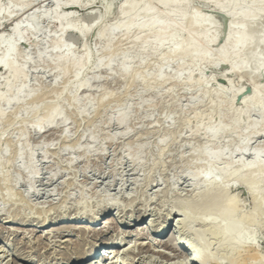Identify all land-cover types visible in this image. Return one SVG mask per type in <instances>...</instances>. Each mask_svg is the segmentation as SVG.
Instances as JSON below:
<instances>
[{
  "label": "rangeland",
  "instance_id": "1",
  "mask_svg": "<svg viewBox=\"0 0 264 264\" xmlns=\"http://www.w3.org/2000/svg\"><path fill=\"white\" fill-rule=\"evenodd\" d=\"M24 1L32 2L24 11L39 8L30 13L36 17H24L21 39L9 56L20 72L12 78L0 68L1 263L24 264L17 255L22 252H29L32 264L59 257L54 250L76 257L94 244L91 233L85 238L76 229L92 218L111 216L121 218L126 227L130 224L128 230L146 222L154 230L180 232L201 256L213 254L218 262L226 256L224 264L230 257H244L243 246L264 255V172L241 168L252 161L254 149L261 151L258 165L264 166V116L259 114L264 80L255 75L254 66L255 58L264 54V47L254 45L255 36L264 41V19L257 17L250 25L252 43L246 41L241 51L232 50L221 60L217 49L224 47L223 39L194 40L193 49L168 55L174 40L182 41L194 31L176 13H164L149 0H79L62 7L54 0H0V12H15ZM248 2L241 0V5ZM130 4L149 5L156 19L171 25L168 32L174 40L154 49V32L136 27L144 21L141 14L132 22V17L122 19V10ZM188 12L205 18L216 14L197 0H189ZM232 13L230 6L223 12L231 32L239 26ZM59 14L66 15L63 25L55 21ZM12 15L16 19L21 13ZM12 20L1 21L2 29ZM70 23V34L61 33L59 28ZM120 23L123 28L105 33ZM84 26L88 30L79 35ZM3 38L0 58L13 36L6 33ZM231 38L225 43L230 50L235 36ZM194 50H207V58L193 59ZM61 55L68 60L63 62ZM74 61L82 66L77 77ZM241 63L246 70L231 69ZM54 107L59 115L48 125L43 120ZM120 116L125 121L118 125ZM38 123L41 130L36 133ZM219 126L224 133L211 139L207 131ZM205 150L223 154L207 165L201 157ZM206 169L212 173L210 185L192 178ZM227 221L233 230L238 227L247 234L241 231L243 246L223 241L220 232ZM71 224L72 231L61 229ZM111 236H116L113 230L104 234L105 239ZM65 240L80 243V249L75 251ZM158 240L172 245L167 235ZM126 241L134 255L126 252L118 264H132L138 253V237ZM40 242L51 246L49 253ZM65 246L70 250H63ZM160 249L177 255L173 246L171 251ZM152 257L153 263L143 264L166 262Z\"/></svg>",
  "mask_w": 264,
  "mask_h": 264
},
{
  "label": "bare ground",
  "instance_id": "2",
  "mask_svg": "<svg viewBox=\"0 0 264 264\" xmlns=\"http://www.w3.org/2000/svg\"><path fill=\"white\" fill-rule=\"evenodd\" d=\"M78 1L79 0H54V2H56L59 7H62V6L68 5V4H76ZM197 1L205 3V4L209 5L211 8H213V11H215V13H216L215 16H212V17L207 16V18H205L203 16L198 15L197 13L190 14L188 12L189 0H149L150 3L154 4L157 8H159L164 13L167 11H172V12L176 13V16L179 17L180 21H182V22L186 21L188 26L193 29L194 33L193 34L189 33L188 35H186V37H184V40H182V41H179L180 39L178 41L174 40V35H172L168 32V30L171 28V25L167 21H159L158 19H156L154 11L149 5H138V4L133 5V4H130L122 10L121 16H122V19L132 17L131 18V22H132L135 19L133 17H136L137 14H141L144 17V21L139 23L138 25H136V27L139 30L140 29L141 30H150V31L154 32V34H155L154 43H153L154 49H157L159 46L164 44L165 41L173 39L174 45L169 50V52L167 53L168 55L176 54L177 52L184 53V52H187L189 49H193L192 46H193L194 40H198L200 42H205V41L214 42L218 39H223L224 47L218 48L217 50H218L219 57H220L219 59L224 60L225 59L224 56L227 53L230 54V51H232V50L233 51L234 50L235 51H241L243 49V46L246 44V41H251V43L253 42L252 41L253 37L251 36V34H253L254 32H252L250 34L248 29H249L250 25H253L252 23L254 22V20L257 17H261L264 19V1L263 0H249L247 6H245V7L241 5V0H197ZM31 3L32 2H27V1L25 2L24 1V3L21 4L19 9L15 12L13 11L12 13L6 14L5 11L0 12V22L3 20L4 21H10L13 19L11 21V23L10 24L8 23V25L6 27H4L3 29L1 27L3 25V23L0 24V29H1L0 33L3 32L5 29H7V31L2 33V38H0V43H1V41H4V39L6 38V37L3 38V34L6 35V33H8V36H13V38H12L13 41H12V39L8 40V42L6 44L7 45L6 54L2 58H0V68L7 69L12 78H15L20 72V69L16 66H13V64L10 62V59H9L10 53L13 51V48H14V43L16 41H19L21 39V36H22L20 24L23 23L24 17L25 18H33V17L37 16L36 14H33V13L30 14V13L32 12V10H36L39 7L36 9L24 11L26 8H28V6ZM229 6H230V10L233 11V13L231 14L233 16H231V17H237L239 19V22L237 23L239 26L238 27L236 26L237 29H233L234 30L233 32H231V24H230L227 16L225 14H223L224 10L226 8H228ZM187 12L189 14H187ZM13 13H15V16H17V15L19 16L20 13H21V15L18 18L15 17L16 19H14L13 15H12ZM55 21H56V23L63 25L64 22L66 21V15L59 14L56 17ZM131 26H133V24ZM73 27L74 26H72L70 23V24H66V26H64V27H60L61 29L59 28V30L61 33L65 34L67 32H70L73 29ZM123 27H124V25L122 23H120V24L116 25L113 29L106 30L105 33L107 32L106 34H110V33H113L115 30H119ZM128 29H129V27L127 28V30ZM87 30H88V27H85V26L80 28L79 29V35L84 34ZM250 30H252V27ZM255 30H254L255 33H257V29H255ZM260 30H258V32ZM67 34H70V33H67ZM234 36H235V40L230 45L231 50L228 48H225V43H227L230 39H232L231 37H234ZM210 38H211V40H210ZM259 38H260V36L258 37V39ZM254 43H255L254 45L257 44V46L261 45L262 47H264L263 39L261 40V38H260V40L256 41V36H255ZM70 47H72V46H70ZM251 52H253V51H251ZM207 55H208L207 50H194V52L192 53V58L195 60H203V59L207 58ZM60 59H62L63 62H66L68 60V58L65 57L64 55H61ZM84 59H85V61H87L89 59L88 53L84 56ZM72 66L76 69L77 72L78 71L80 72L81 71L80 69H82V66L79 65L77 63V61L72 62ZM254 66H255V75H259V77L261 76L262 79L264 80V54L259 58L258 57L255 58ZM235 68H237L239 70H246L247 66L244 65L243 63H241V64H235L234 66L231 67V69H235ZM122 70L124 72L126 71L125 68H122ZM79 72L75 73L76 77L79 75ZM7 88L8 89L10 88L9 84H7ZM17 92L19 93L20 90H18ZM1 99H2V97L0 96V100ZM9 102L10 101H6L7 104ZM255 105H258L257 99L255 100L254 106ZM259 107H260V111H259L260 113L258 111L257 112L260 115L264 116V104L260 105ZM258 110H259V108H258ZM58 115H59V111L56 107H54L45 115L43 121H44V123L51 125L53 123L54 119ZM260 118H263V117H260ZM124 121H125L124 116H120L117 120V124L121 125V124H123ZM39 124L40 123H38L36 125V127L34 128V132H36V133L40 132V130H41V127L39 126ZM254 126H256V125L253 124L252 127H254ZM222 133H224V127H222V126H219L215 129H209L207 131V134L211 139L217 138ZM245 146L246 145H244L243 148ZM222 154H223V150H214V151L205 150V151L201 152V157L207 162V165H210V164L212 165L215 161H217L221 158ZM260 154H261V151L259 149H254L253 153H252V161L247 165L241 166L242 170L245 169V171H247V170L250 171L254 167H257V168H260L261 170H263L262 172H264V166L261 167L258 165ZM222 171H225V169H223ZM211 174H212L211 171L206 169L203 172V174L194 173L192 175V178L193 179L200 178L204 181L205 184L210 185L211 184V181H210ZM248 181H252V179H249ZM251 193H253L252 195H254V192H251ZM210 204L211 203H209L208 205H210ZM229 206L231 209L232 204L228 205V207ZM49 210H51V209H49ZM231 210H233V207ZM42 213H43V211H42ZM49 213H50V211H49ZM15 215H17V214H15ZM228 215H229V213H228ZM228 215L226 214V216H228ZM230 215H232V214H230ZM38 216L39 215H37V217ZM44 216H45V214H44ZM226 216H225V218H226ZM9 217H11V216H9ZM230 218H232V217H230ZM230 218H228V219H230ZM120 219L121 218L118 219V218H114L112 216L107 218L106 220L103 219L102 221L99 220L98 218H92L88 222H86L85 225L81 224V226L83 225L84 227H80V228L78 227L77 229L76 228L75 229L78 232L83 233L84 234L83 237H85V238H87L88 234H90V233L92 234L91 238H94V244L92 245V247L85 252L78 253V255L76 257L69 256L68 254L63 253V252H59V251L56 252V250H54L53 254L55 253V255L59 256V257H53L51 255L52 257H50V260H52V261H49V263H47V264H106V262L108 263L109 260L113 261L110 264H118L119 260L122 257H124V254L126 252H128L129 255L130 254L134 255L131 252L132 248H130L129 242L126 241L128 238H132V237H134V238L138 237V240H139L138 242L135 243V246L137 248L136 250L138 251V253H137V255H135V258L133 259L132 264H143V262L146 260H149V262H150V260L153 258L152 257L153 255L158 256L159 258L166 261L165 264H167V263H170V264H222L223 261L225 262L224 259L226 258V256L223 259V261H221L222 259L221 260L219 259V261L221 263L216 261V259H213V258H215V257H212L213 254H205V255L201 256L202 253L199 250L197 251V249L195 248L196 247L195 245L193 247V245H191V244L189 245L186 242H184L183 241L184 239H182V237L181 238L179 237L178 234L180 232L177 233L175 231L166 232V230H156V229L154 230L151 228L152 226L150 224L146 225V222L143 225L142 224L141 225L136 224L133 227L135 230H132V229L128 230V228H130L128 225H130V224H127V227H126V226H124L126 224H122ZM44 220H45V218H44ZM43 223L39 226L40 229L45 227ZM76 225H78V224H74L73 226L77 227ZM79 225H80V223H79ZM232 225H234V224L232 223ZM231 226L229 225V223L227 221L225 227H223L224 230L223 229L221 230L220 234L221 233L223 234L221 237L224 236L223 241H224V238L226 239V242H227V239H230L229 241L231 244L236 243V245L237 244L242 245L243 243H241V241H244L243 238H245L244 236L247 237V234H245L241 230L245 234L244 235L240 231V229L238 230V227L236 228L235 226H234L235 228L233 230V228H231ZM59 228H61V227H59ZM72 228L73 227L71 224V225L65 226L61 229L65 230V231H68L70 229L72 231ZM229 229L233 230L234 234L232 233V231L227 234V231ZM55 230H56V228H55ZM55 230H53V231L55 232ZM109 230H111V231L113 230L116 233V236H111V238L105 239L104 234H106ZM56 231H61V230L58 229ZM60 234L61 233L58 234V237H60ZM229 234L230 235L233 234V235L230 237ZM164 235H167V237L169 236V241L172 242V245L170 243H169L170 245L168 243H164L162 240H158V239H161L162 237H164ZM49 236H50V234H49ZM55 236H57V235H55ZM251 238L253 239V235H251V237H249V239L247 241H249ZM254 238H255V236H254ZM52 239H54V238H52ZM231 240H232V242L234 241L235 243L234 242L232 243ZM72 241H74V240H72ZM144 241H147V242L145 243ZM229 241H228V243H229ZM41 242H40V244H41ZM67 242H69L70 244L73 243V242L71 243V240L70 241L65 240L63 243H67ZM245 243H246V241L244 242V244ZM79 244L73 243V246H74L73 248L75 249V251H78L80 249ZM172 246L177 252V255L174 257H171V255H168L167 253L160 251L161 250L160 248H164L166 250L171 251ZM39 247H41V246H39ZM50 247L51 246L45 244V245H42L41 249H43L45 251V253H49L48 251L51 250ZM59 247L60 246L58 245V248ZM20 248H22V247H20ZM73 248H71V249H73ZM237 248H238V246H237ZM243 248L245 250V254L249 258H247L245 254H243V255H245L244 257H241V256H238L237 258L230 257L227 259L225 264H264V255H261L257 249H255L253 247H248V246H246V247L243 246ZM67 249L68 248L65 246V248L63 250L66 251ZM28 250H29V248H28ZM69 250H67V251H69ZM3 251H1V253ZM198 252H200L201 254ZM21 254H23V252L17 254L18 256H21V258L19 257L20 259L18 258L19 262H23L24 264H32V260L27 258V256H28L27 254H29V252L28 253L25 252L24 256ZM143 254H144V256H143ZM145 255H147V256H145ZM184 257L187 260V262L185 261V263L183 262ZM47 259H49V258H47ZM248 259H252V262L249 263L247 261ZM174 261H179V262L174 263ZM1 262L2 261H0V264H2ZM150 263H153V261H151ZM11 264H12V261H11ZM14 264H19V263L14 262Z\"/></svg>",
  "mask_w": 264,
  "mask_h": 264
}]
</instances>
